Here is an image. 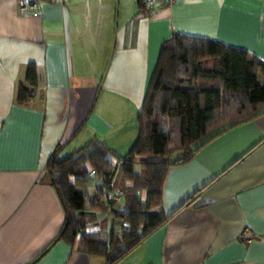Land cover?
I'll list each match as a JSON object with an SVG mask.
<instances>
[{"label": "crops", "instance_id": "crops-1", "mask_svg": "<svg viewBox=\"0 0 264 264\" xmlns=\"http://www.w3.org/2000/svg\"><path fill=\"white\" fill-rule=\"evenodd\" d=\"M18 1L0 0V264H107L58 239L67 211L48 177L54 151L61 146L64 158L104 149L115 164L128 156L163 45L176 33L264 61V0H44L33 16ZM30 64L37 92L21 104ZM92 176L94 192L102 180ZM111 200V211L125 207L123 191ZM187 200L114 264H264V114L170 166L157 209L168 214ZM102 213L97 225L115 219Z\"/></svg>", "mask_w": 264, "mask_h": 264}, {"label": "trees", "instance_id": "trees-1", "mask_svg": "<svg viewBox=\"0 0 264 264\" xmlns=\"http://www.w3.org/2000/svg\"><path fill=\"white\" fill-rule=\"evenodd\" d=\"M38 78L37 67L30 64L25 82L18 85L19 103L35 98ZM263 114V60L210 38L174 34L163 45L138 117L139 138L129 155L117 158L115 164L106 150L90 153L87 146L60 158V146L50 158L48 177L67 211L58 239L105 256L107 264L123 259L190 203L187 200L168 214L157 209L163 203L170 166L189 161L217 136ZM92 170L102 180L94 192ZM116 188L124 192L125 207L111 211L107 192ZM140 189L146 190L144 198ZM97 211L113 213L114 224L120 227L109 240L88 228L97 225ZM100 225L107 229L108 219ZM112 252L116 255L110 256Z\"/></svg>", "mask_w": 264, "mask_h": 264}, {"label": "built area", "instance_id": "built-area-1", "mask_svg": "<svg viewBox=\"0 0 264 264\" xmlns=\"http://www.w3.org/2000/svg\"><path fill=\"white\" fill-rule=\"evenodd\" d=\"M44 0H19L18 1V8L21 12V14L26 15V16H33V15H39L41 14V4ZM164 1L167 2L169 5H172L176 2V0H144V4L146 7H154L158 2ZM92 175L97 174L95 170L91 171ZM118 190H109L108 191V198L109 200L117 198L119 196ZM138 193H141V190H138ZM124 227H128L129 223L124 222L123 223ZM97 230H101V225H97Z\"/></svg>", "mask_w": 264, "mask_h": 264}, {"label": "rangeland", "instance_id": "rangeland-1", "mask_svg": "<svg viewBox=\"0 0 264 264\" xmlns=\"http://www.w3.org/2000/svg\"><path fill=\"white\" fill-rule=\"evenodd\" d=\"M177 154H179V153H177ZM177 154H175V155H177ZM95 179V178H94ZM94 181V180H93ZM94 183H97V181H94ZM94 183H92V185L94 184ZM123 202H124V199H123ZM123 209H124V207H123ZM91 210L92 209H89L88 207L86 208V211L88 212V213H90L91 212ZM95 214H96V216H97V219L98 218H101V217H103L104 215H105V213H102V212H95ZM91 215V214H90ZM109 223H108V227H107V229H105L104 231H102V232H100L101 233V236L105 239V240H109V238H110V235H111V232L113 231V229H114V220H113V218H112V216H109ZM119 228L120 227H118V229H117V231L119 230ZM112 255H115V253H113Z\"/></svg>", "mask_w": 264, "mask_h": 264}]
</instances>
